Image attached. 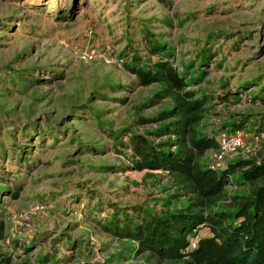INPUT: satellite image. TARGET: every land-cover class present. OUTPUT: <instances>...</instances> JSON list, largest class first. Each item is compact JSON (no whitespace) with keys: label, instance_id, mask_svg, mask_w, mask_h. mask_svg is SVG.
<instances>
[{"label":"rangeland","instance_id":"374dc122","mask_svg":"<svg viewBox=\"0 0 264 264\" xmlns=\"http://www.w3.org/2000/svg\"><path fill=\"white\" fill-rule=\"evenodd\" d=\"M149 32L171 46L178 69L196 56L194 71L195 53L207 51L203 76L189 85L213 96L202 125L239 119L264 134V0H0V252L13 261L34 264L42 253L57 264H150L102 226L111 212L136 219L165 196L183 198L164 189L169 176L131 168L129 133L154 124L133 120V107L157 85H139L124 64L134 53L142 62L156 56ZM263 142L234 157L260 161ZM46 200L48 211L10 232L13 214ZM78 239L84 252L70 249Z\"/></svg>","mask_w":264,"mask_h":264},{"label":"trees","instance_id":"16d2710c","mask_svg":"<svg viewBox=\"0 0 264 264\" xmlns=\"http://www.w3.org/2000/svg\"><path fill=\"white\" fill-rule=\"evenodd\" d=\"M147 35L150 51L156 55L152 60L142 62L137 53L131 56L133 61H130L131 57L126 62L121 60L139 85H157L150 96L133 107V120L154 124L140 133L134 130L129 133L130 147L137 156L136 160L131 158V168L158 170L163 176H169L170 186H163L164 189L175 186L183 198L176 199L180 195L175 194L172 198L165 196L159 202L158 211L140 208L136 219L126 213L116 218V212H111L110 218L102 222L103 229L115 235L123 250L135 255L144 253L150 264H264V183H256L264 181V155L260 161L247 154L226 160L220 167H209L210 154L218 148L216 136L219 132L228 129L248 131L239 119L229 123L206 121L202 125L213 96L211 92L199 87L189 88V85L197 83L204 74L207 52L204 47L195 53L194 71L189 69L196 56L187 62H179L178 69L172 59L171 46L165 48L161 39L150 32ZM161 98L167 101L160 110L146 116L139 113ZM210 123L212 127L207 128ZM201 126H206V130H201ZM250 132L252 137H258L259 147L264 134ZM109 134L113 140L117 139V132ZM125 169L129 168L119 170ZM147 175L153 178V183L159 179ZM233 183L241 185V189L231 187L228 192L227 187ZM190 240L195 242L194 247H189ZM25 241L24 249L33 245L30 237ZM69 245L75 252L85 251L79 239L72 240ZM111 257L108 255L107 261ZM34 259V264H57L53 254L46 258L45 254L39 253ZM86 261L77 257L74 263L86 264ZM0 264L33 263L27 258L13 261L8 252L2 251Z\"/></svg>","mask_w":264,"mask_h":264},{"label":"built area","instance_id":"2783aa9c","mask_svg":"<svg viewBox=\"0 0 264 264\" xmlns=\"http://www.w3.org/2000/svg\"><path fill=\"white\" fill-rule=\"evenodd\" d=\"M86 57L88 56H85V54L80 56L81 59H85ZM216 139L218 148L214 151L212 158L208 163L210 168L222 166L226 160L233 158L239 151L245 150L247 148L256 150L258 142L257 136L252 137L251 133L240 129L234 130L230 133L221 131L217 134ZM49 208V204L35 202L34 204L29 205L26 209L13 214L11 216L10 232H14L19 227H24V225L28 226L31 223L33 216L37 214H43ZM194 246L195 242L190 240L189 247Z\"/></svg>","mask_w":264,"mask_h":264}]
</instances>
